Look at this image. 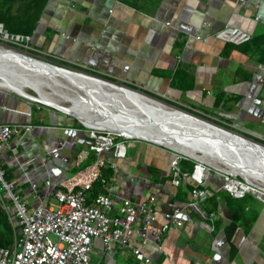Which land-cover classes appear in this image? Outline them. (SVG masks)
<instances>
[{
    "label": "crops",
    "instance_id": "0c3cea01",
    "mask_svg": "<svg viewBox=\"0 0 264 264\" xmlns=\"http://www.w3.org/2000/svg\"><path fill=\"white\" fill-rule=\"evenodd\" d=\"M130 1L48 0L28 45L264 140V62L239 50L225 56L232 41L217 37L225 27L246 33L248 40L264 34V0ZM0 123L31 126L12 138L0 164L12 170L29 207L43 198L53 206L51 191L74 175L80 151L93 141L90 129L52 107L3 92ZM126 140L125 157L106 154L104 175L116 205L123 197L144 201L155 196L158 223L170 211H178L183 221L159 242H150L151 264H264V192L248 193L244 214L233 227V210L223 197L211 217L204 200L191 205L195 181L189 174L174 185L173 149ZM221 170L211 166L207 172L209 196L223 191ZM32 182L39 184L37 193ZM91 260L137 264L128 249L109 252L101 239L94 241Z\"/></svg>",
    "mask_w": 264,
    "mask_h": 264
},
{
    "label": "built area",
    "instance_id": "2783aa9c",
    "mask_svg": "<svg viewBox=\"0 0 264 264\" xmlns=\"http://www.w3.org/2000/svg\"><path fill=\"white\" fill-rule=\"evenodd\" d=\"M2 29L4 30L3 24L0 23V31ZM15 37L17 38L11 39L17 42L28 44L30 40L29 36ZM217 37L235 43L244 42L249 38L246 33L233 27H225L217 33ZM197 39L201 37L198 36ZM44 55L63 62L56 56ZM220 127L227 129L226 126ZM30 128V125L0 123V155L15 135ZM89 129L93 141L86 150L80 151L77 160L78 171L68 178L63 186L51 191L56 199L53 206L47 205L46 199L43 198L38 205L29 207L17 190V182L4 179V170L0 164V202L13 221L15 217L14 223L19 228L12 246L0 247V264H96L91 260L95 239H101L104 248L109 252H114L117 247L128 249L137 264H151L152 259L148 254L150 242H159L173 226L183 225L178 211L166 212L164 223L157 222L155 196H150L144 201L123 197L119 205H116L103 169L109 165L106 154L110 153L119 158L126 156L125 140L119 139L123 135L117 132ZM174 151L170 171L172 182L178 186L179 161L188 156L181 151ZM90 152H95L97 158L87 166L80 167ZM210 168L208 163L196 162L193 172L189 174L195 181L191 190L192 206H197L198 202L209 195L205 184ZM224 172L221 189L233 197L242 198L249 192H263L259 184L245 176ZM98 181L106 186L107 191L89 199V193ZM46 185L50 187L52 182L48 180ZM31 187L35 193L38 192V183L32 182ZM209 215L215 217V213Z\"/></svg>",
    "mask_w": 264,
    "mask_h": 264
},
{
    "label": "bare ground",
    "instance_id": "6f19581e",
    "mask_svg": "<svg viewBox=\"0 0 264 264\" xmlns=\"http://www.w3.org/2000/svg\"><path fill=\"white\" fill-rule=\"evenodd\" d=\"M4 37L17 38L7 33ZM45 80L58 82L68 90L73 86L79 95L69 97L67 104L64 98L43 90L41 82ZM0 89L75 114L96 129L151 139L264 184V145L126 86L84 72L52 67L0 46ZM260 186L264 189V185Z\"/></svg>",
    "mask_w": 264,
    "mask_h": 264
},
{
    "label": "trees",
    "instance_id": "16d2710c",
    "mask_svg": "<svg viewBox=\"0 0 264 264\" xmlns=\"http://www.w3.org/2000/svg\"><path fill=\"white\" fill-rule=\"evenodd\" d=\"M124 1L131 2L130 0ZM47 3L48 0H0V23L3 24L4 31L13 35L31 37L38 25L41 14ZM234 50H239L246 54L256 55L259 61L264 62V34L257 35L250 40H246L241 43L229 42L226 44L223 53L225 56H230L232 51ZM146 92L151 95H155L151 92ZM78 126L80 127L82 125ZM246 135L251 137L249 134ZM257 140L264 143V140ZM97 156L98 155L95 152H90L87 159L80 164V167H85L88 164L92 163L97 158ZM195 164L196 162L189 157L181 158V160L179 161V177L181 178L185 174H191L195 168ZM2 168L4 170V179L8 182L13 181L14 176L12 174V170L8 169L7 167ZM107 168L109 169V166ZM104 170L105 168L103 169V174L106 175V172L104 173ZM76 171H78L77 167L75 168V172ZM193 188L194 186H190L191 190ZM102 192H104L102 183L98 181L95 184L93 191L89 193V199ZM247 195L248 194H246L244 198L236 199L226 191H218L214 192L210 196L208 195V197L205 198L204 201L208 204L207 210L210 214L215 212L217 209V198L223 197V199H225L230 208H232L233 210L232 226L235 227L236 221L244 214L247 204ZM18 229L19 228L15 225L13 219L11 218V215L6 211V209L0 202V247H11L16 239V236H18Z\"/></svg>",
    "mask_w": 264,
    "mask_h": 264
},
{
    "label": "rangeland",
    "instance_id": "374dc122",
    "mask_svg": "<svg viewBox=\"0 0 264 264\" xmlns=\"http://www.w3.org/2000/svg\"><path fill=\"white\" fill-rule=\"evenodd\" d=\"M3 30V29H2ZM4 34H5V31L3 30V31H0V46H4V47H9V48H13V49H15V50H18V51H20V52H22V53H25L26 55H28V56H32V57H34V58H37V59H39V60H42V61H45V62H48V63H51V64H55V65H57V66H59V67H62V68H65V69H71V70H74V71H77V72H82V70H80V69H77V68H74V67H76L74 64H70V63H66V62H60V61H58V60H55L54 58H51V57H48V56H46V55H44L43 53H40V52H37V51H35V50H33V49H31L30 47H26L28 44L27 43H25V42H17V41H15V40H13V39H7V38H5L4 37ZM53 60V61H56V62H60V63H62V64H65V66L64 65H62V64H56V63H53V62H51L50 60ZM74 65V66H73ZM73 66V67H72ZM109 82H111V83H113V84H118V85H122V86H126V85H129V84H127V83H122V81H120V82H112L111 80L109 81ZM42 84H41V86H42V88H43V90L44 91H46V92H48V93H50V94H52L53 96H58V97H62V98H64L65 100H63V101H65L67 104L68 103H70V101H69V97H71V96H77V95H79V90L77 89V88H75L74 89V87L72 86V87H70V89L71 90H68L67 88H64L63 87V85L62 84H59L58 82H51V81H49V80H45V81H42L41 82ZM45 84V85H44ZM56 85V86H55ZM48 86V87H47ZM51 86H54V87H51ZM129 86H131V87H134V88H137V89H140V90H142L141 88H138V87H136V86H132V85H129ZM53 88V89H52ZM55 88H57V89H55ZM50 89H51V91H52V93H51V91H50ZM60 90H61V93L63 94H59V92H60ZM28 91L30 92V93H32V94H36V92L34 91V90H32V89H28ZM0 92H3V93H8V94H11V95H15V93L14 92H12V91H7V90H3V89H0ZM66 93V94H65ZM71 94V95H68V94ZM72 93H75V94H72ZM65 94V95H64ZM66 97V98H65ZM152 97V96H151ZM158 97L159 98H156V99H158L159 101H161V102H164L166 105L168 104L170 107H175V108H177V107H183V106H181V105H179V104H177V103H175V102H173V101H171V100H169L168 98H166V97H163V96H161V95H158ZM153 98H155V97H153ZM37 104H41V105H43L41 102H36ZM44 106H47V105H44ZM187 112H189V113H191V114H195V115H199V116H201V117H206L207 119H210L211 121H213L211 118H208L207 116H205V115H202L201 113H199V112H197V111H195V110H192V109H190V108H186V107H183ZM178 109V108H177ZM224 126V125H223ZM229 128V127H228ZM231 129V128H230ZM232 130H234V131H238V132H241V131H239L238 129L237 130H235V129H232ZM108 132V131H107ZM119 139H121V140H125V141H127L123 136H121ZM131 139V138H130ZM133 139V138H132ZM174 150V149H173ZM203 161V160H202ZM203 162H205V163H208V164H210L211 166H213V167H215V168H217V166H215L214 164H212V163H209L208 162V160L206 161H203ZM220 168V167H219ZM221 169H223V170H226L224 167L222 168L221 167ZM257 184L259 183V185H264V184H261L260 183V181L259 180H254ZM262 190H263V192H264V189L262 188Z\"/></svg>",
    "mask_w": 264,
    "mask_h": 264
},
{
    "label": "water",
    "instance_id": "95a60500",
    "mask_svg": "<svg viewBox=\"0 0 264 264\" xmlns=\"http://www.w3.org/2000/svg\"><path fill=\"white\" fill-rule=\"evenodd\" d=\"M8 34H9V33H8ZM10 35H12V36H19V37L23 38L22 35H13V34H10ZM36 59H37V58H36ZM37 60H39V59H37ZM46 64H48V65H50V66H52V67H56V68H60V69L62 68V67H59V66H57V65H55V64L48 63V62H46ZM82 72L87 73V74H90V75L95 76V77H99V78L103 79V80L106 81V82H109V81H110L108 78L103 77V76H101L100 74H96V73H93V72H88V71H85V70H82ZM111 81H112V82H115V81H113V80H111ZM126 87H128V88H130V89H133V90H136V91H139V92H141V93H144V94H146V95H148V96L155 97V98H159L158 95H161V94L151 95V94L147 93L146 91H144L143 89H142V90H140V89H135V88H133V87H131V86H129V85H126ZM15 93H16V92H15ZM15 95L22 96V97H24L25 99H27V100L30 101V102H40V100L32 99V98L29 99L27 96L19 95L18 93H16ZM161 96H162V95H161ZM41 103H42V102H41ZM43 104H46V103H43ZM46 105L49 106V107H52V108H54V109H56V110H58V111H60V112H62V113L68 114L69 116H72V117L76 118L78 121H80L84 126H86V127H88V128H94V127H91V126L87 125V124H86V123H85L80 117L76 116L75 114H72V113H70V112L68 113V112H66L65 110H62V109H60V108H58V107H55V106H52V105H50V104H46ZM177 108L186 111L185 109H183V108H181V107H177ZM186 112H187V111H186ZM188 113H189V112H188ZM193 115H195V114H193ZM195 116L201 118L199 115H195ZM202 119H204V120H206V121H208V122H211V123H213V124H216V125H218V126H223V125H219L218 123H216V122H214V121H211V120H208V119H205V118H202ZM223 127H225V126H223ZM226 128H227L228 130H231V131H233V132L238 133L239 135L244 136L245 138H247V139H249V140H251V141H253V142H256V143H259V144L264 145V143L258 141L256 138H254V137H249V136H247L246 134H244L243 132L234 131V130L228 128V127H226ZM122 135H123V134H122ZM123 136L126 137V138H131V139L133 138V139L146 140V141L152 142V143H154V144H158V145H161V146H165V147L171 148V147H169V146L166 145V144H161V143L155 142V141H153V140H151V139H146V138L138 137V136H131V137H130V136H126V135H123ZM171 149H173V148H171ZM174 150H176V149H174ZM185 154H186V153H185ZM186 155H187L188 157L194 159L196 162H203V161H201V160L197 159L196 157H193V156H191V155H189V154H186ZM223 166L226 167V165H224V164H223ZM217 168H218V167H217ZM218 169L221 170V168H218ZM222 171H228V170H221V172H222ZM228 172H230V171H228ZM224 173H225V172H224ZM224 173H223V174H224ZM232 173H233V172H232ZM239 174H241V173H239ZM241 175H242V174H241ZM222 184H223V183H222ZM15 220H16V219H15V217H14V221H15Z\"/></svg>",
    "mask_w": 264,
    "mask_h": 264
},
{
    "label": "flooded vegetation",
    "instance_id": "af4514ba",
    "mask_svg": "<svg viewBox=\"0 0 264 264\" xmlns=\"http://www.w3.org/2000/svg\"><path fill=\"white\" fill-rule=\"evenodd\" d=\"M65 65V64H64ZM74 66V65H73ZM72 66V67H73ZM76 67H74V68H77V69H80V70H85V71H88V72H92L90 69H88V68H84V67H81V66H78V65H75ZM94 73V72H93ZM101 75V74H100ZM101 76H103V75H101ZM103 77H106V76H103ZM106 78H108L109 80H113V81H115V82H120V80H117V79H114V78H110V77H106ZM122 83H126V82H122ZM155 95H157V94H155Z\"/></svg>",
    "mask_w": 264,
    "mask_h": 264
},
{
    "label": "clouds",
    "instance_id": "9594fccd",
    "mask_svg": "<svg viewBox=\"0 0 264 264\" xmlns=\"http://www.w3.org/2000/svg\"><path fill=\"white\" fill-rule=\"evenodd\" d=\"M129 85H131V84H129ZM201 117V116H200ZM201 118H205V119H207L206 117H201ZM208 120H210V119H208ZM220 125V124H219ZM244 134H249V133H247V132H243ZM252 137V136H251Z\"/></svg>",
    "mask_w": 264,
    "mask_h": 264
}]
</instances>
